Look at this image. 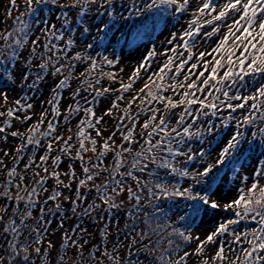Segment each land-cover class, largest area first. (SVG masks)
I'll use <instances>...</instances> for the list:
<instances>
[{
  "label": "snow or ice",
  "instance_id": "6c2138e0",
  "mask_svg": "<svg viewBox=\"0 0 264 264\" xmlns=\"http://www.w3.org/2000/svg\"><path fill=\"white\" fill-rule=\"evenodd\" d=\"M93 6L100 17L138 20L129 46L173 18L189 19L179 34H171L157 69L152 48L127 82L113 72L94 79L102 65L113 67L118 60L100 52L93 56V44L70 56L76 26H83L81 35L89 31L84 17ZM20 7L8 0L6 17ZM97 27L104 32L99 43H111L109 25ZM80 64L86 67L76 75ZM141 71L146 78L136 90ZM103 76L119 87H99ZM49 78L58 79L39 119L23 131L14 129V121L22 126L32 120L34 105L25 95L7 106L4 89L19 83L38 93ZM73 81H79L75 88ZM69 89L71 102L62 112ZM106 95L114 96L111 105L97 115L95 107ZM0 101V141L18 140L12 151L0 148V264H264V0H24L11 30H0ZM81 114L73 132L71 122ZM105 117L115 121L107 137L101 128ZM62 126L67 137L58 132ZM224 128L231 133L214 161L209 151L193 146ZM64 158L79 161L82 178L71 162L59 171ZM229 165L237 175L247 166L252 171L239 177L243 186H237L236 197L221 205L211 189L227 183V174L220 173ZM50 180L55 187L45 196ZM181 180L190 183L181 186ZM176 198L188 203L170 223L159 201ZM220 207L233 217L203 239L194 238L190 223ZM121 212L126 222L123 228L117 224L110 240L107 221ZM70 218L76 223L65 229ZM86 218L103 224L99 243L82 227ZM54 221L62 232L59 244L50 238ZM244 223L253 227H239ZM193 239L196 245L188 251L183 245Z\"/></svg>",
  "mask_w": 264,
  "mask_h": 264
},
{
  "label": "rangeland",
  "instance_id": "374dc122",
  "mask_svg": "<svg viewBox=\"0 0 264 264\" xmlns=\"http://www.w3.org/2000/svg\"><path fill=\"white\" fill-rule=\"evenodd\" d=\"M62 2H63V0H62ZM17 3L21 6L20 10L14 11L12 14V18L9 19L5 15V12L8 8V0H0V30H11L12 20L16 16L20 15V12L23 11L24 0H17ZM117 7H120V5L118 4ZM73 15H74V19H75V14H73ZM49 18L54 20L53 16H50ZM167 19H166V21H167ZM187 19H189V17L185 16L183 20H181L179 23H177L176 20L173 18L171 23H167L166 25L162 24L161 29L159 27L156 28L154 34L151 35L152 31L150 33L145 34L143 36V38L140 39L141 43L134 49L132 45L131 46L128 45L127 41L132 39L133 34L136 32V28L140 26L138 24V20L137 19H133V20L116 19V20H113V18L109 17V16L100 17L97 15V13L95 11V6H93V10L90 11L88 13V15L84 17V21H85L84 26H86L89 29V31L85 32V33H83V35H81V32L83 31V26H80V25L76 26V30L74 31L73 35H74V38L77 41V43H76V47L73 49V52L70 53V56L74 55L76 51H80L82 53L85 52V50L87 49V45L93 44L94 50L93 49L91 50V54L93 56H95L97 54V52H100V53H103L105 55H108L110 58L114 57L116 60H118V63L115 64L113 67H108L107 65H102L101 69H98L96 71L93 78L94 79L100 78L102 76V73H104V72L106 73L109 71V72L118 73V77H120V78L123 77L122 80H126V78L129 77L133 73L134 69L138 66L139 62L147 56L148 52L152 48H155V50L158 54L155 57V62L152 63V68L157 69L164 60V57L159 55V53L164 52L165 50H167L170 47V45L167 42H168L171 34L173 32L179 34V32L186 26L185 22L187 21ZM104 23H107L109 25V27L111 26V31L108 33V37L110 38L111 43H109V41L106 40L103 44H100L98 38L104 36V32L98 30L97 26L102 25ZM36 34H38V33H36ZM121 36H123V37L125 36L124 37L126 40L125 44H127L125 47H122V46L118 47L117 44L115 43L116 39L121 37ZM32 38L34 39L35 36H33ZM179 42H180L179 38L177 37V43H179ZM97 45H98V47H97ZM26 54L27 53L25 52V55ZM85 67H86V65H83V64L78 65L76 75H79V72L81 70H83ZM140 75H141L142 79L138 80L135 83L136 86L138 85V87H141V85L144 83V79L146 78L144 76L143 71H141ZM56 79H58V78H49L46 81L42 82L40 85L38 93L36 91H29L26 87H24L23 85H21L19 83H17L13 87L4 89V91L7 92V95L9 97L7 106L11 107L16 99H18L22 96H25V95H27L28 97L31 98L29 102H31L34 105L33 109L29 112V115L32 116V120L28 121L27 123H25L22 126L19 125L18 122L14 121L13 122L14 123V129L19 127L20 130L23 131L24 129H26L29 126V124H31V123H33L39 119L40 113L42 111H44L45 107L47 106L45 102L50 98L51 88L54 86ZM78 84H79V81H73L72 87L75 88ZM118 85H119V83H113V82L109 81L106 76H103L102 81H101V85L99 87H109L110 86L112 88H115ZM70 91H71V89L67 90L64 94V99L61 102V111L62 112L64 111V107L68 103L71 102V97L69 95ZM82 95H84V94L82 93ZM111 102H112V100L107 102V105H102L103 108H100V109L103 110V112H104L108 107H110ZM2 103L3 102L0 101V104H2ZM105 103H102V104H105ZM99 104L96 105L95 110H96L97 115H102L103 112L99 111V109H98ZM0 110H2V109H0ZM82 117H83V114L73 118V120L71 122V127H72L73 132L76 131V124L79 122V120ZM143 119L144 118L142 117L141 120L143 121ZM105 121L106 122L102 123V125H101V128L103 129V136L104 137L108 136L112 131L115 130V121L114 120H111V119L105 117ZM173 123H175V121H173ZM137 130L139 131V128ZM58 132H59V134H63L65 137H67V135L69 134L67 132V128L64 126H62L58 130ZM220 133L222 134V136L219 134V136L221 137V140L219 141V143H221V145L216 150L212 149V144H213L212 141L216 140L215 138L219 137V136H214V138L213 137L208 138V143H206L204 145L194 143L193 146L194 147H203L204 149L209 151L211 153V159L214 161L216 159L217 152L220 150L221 147H223V142L230 135L231 129L229 128V129L225 130V128H224V129H222V131ZM92 135L94 136L95 133L93 132ZM115 140H116L117 144H119L121 142L119 135H117V137H115ZM17 143H18V140L10 137L6 143L3 141H0V148H4L5 150L12 151ZM29 154H31V153H29ZM53 155H55V154L53 153ZM87 157H92L94 159V156L92 153H88ZM37 159H39V154L37 155ZM25 160H27V156H25ZM70 162L75 164V171L77 173V176L80 177L82 175V169L79 166V161L72 162V161H69L68 158H64V161H63L59 171H61V173L67 171V165ZM248 163L250 164L251 162L249 161ZM181 164H182V162H181ZM229 166H232V165H229ZM20 167H23V162L21 163ZM251 171H252V168L250 166H247L246 168L241 169L239 175H237L236 172L231 171L227 175V183H223V186H221L220 189L217 190L216 194L213 196V199L216 200L221 205L231 201L237 195V192H236L237 186L238 185L243 186L241 184L239 177L240 176H246V175L250 176ZM62 178H64V177H62ZM2 180H3V177L0 176V181H2ZM48 187H49V193L44 194L45 196L50 194L51 190L55 187V181L50 180ZM75 187H76V183H73V189H75ZM62 191L64 192L65 196L72 195V193L69 192V190H67V189H62ZM82 191H85V190L82 189ZM94 195H95V193L90 194L88 196L87 201H85L83 206H86L87 203H90L92 201ZM65 207H69L67 201L65 202ZM232 217H233V212L231 210L225 211L223 207L218 208V210L215 212H212L210 209H208L206 214L203 213V218H202L201 224L199 226H197V228L194 230L195 237H200L201 239H203L207 233H209L210 231L215 229L220 223H224ZM107 222L110 223L111 232H112V236L109 239L113 240L116 238V232L118 231L117 224H119L120 228H123V226L126 222V217H125L124 213L121 212L119 215H117L115 217H109ZM75 223H76V219L70 218L69 220H67L65 222V229L71 228L72 226L75 225ZM102 226H103L102 223L90 221L87 218L84 220L82 227H86L88 229L87 235L89 236V238L91 239V242L93 244L100 242V236L98 233V229ZM239 227H241L242 229H247V228L253 227V225L250 223H244ZM51 228L53 231H52V235L50 238L53 240L54 243L59 244L62 232L60 229L56 228V222L55 221L51 225ZM226 239H230V237H226ZM195 245H196V241L194 242V244L190 247V249L188 251H191L195 247ZM209 247L212 249L211 254H214V246H209ZM37 264H39V262H37ZM190 264H192L191 261H190Z\"/></svg>",
  "mask_w": 264,
  "mask_h": 264
},
{
  "label": "trees",
  "instance_id": "16d2710c",
  "mask_svg": "<svg viewBox=\"0 0 264 264\" xmlns=\"http://www.w3.org/2000/svg\"><path fill=\"white\" fill-rule=\"evenodd\" d=\"M61 2H62V0H61ZM167 19V17L165 18V20ZM160 29H161V27H162V24L161 25H159L158 26ZM158 27H156V28H158ZM110 28H111V26H110ZM156 28L154 29V30H152V33H151V35L152 34H154L155 33V30H156ZM135 34V33H134ZM134 34H133V36H134ZM150 36V35H149ZM125 37V36H124ZM133 38V37H132ZM125 42H126V40L125 39H123L122 41H121V43H119V44H117V46L118 47H125L127 44H125ZM141 43V41H140V39L137 41V43L136 44H134V45H132L133 46V48L135 49L139 44ZM94 50V49H93ZM109 72V71H108ZM105 73V72H104ZM113 73H116V72H113ZM117 75H118V73H116ZM120 78V77H119ZM123 77H121L120 79H122ZM123 81H125V82H127L128 81V77L126 78V80H123ZM143 85V84H142ZM141 85V86H142ZM117 87H119V85L117 86ZM117 87H115V88H117ZM134 88L136 89V90H138L140 87H138V85L136 86V84L134 85ZM133 95V93H127V94H125V101L127 100V99H129L131 96ZM114 98V96L113 95H106L105 97H103V98H101V101H100V104H99V107H98V109H99V111H101V112H103V110H101L100 108H103L102 107V105H107V102H109V101H111L112 99ZM106 102V103H105ZM102 103H105V104H102ZM122 106H123V104H122ZM136 109H135V106L133 107V111H135ZM142 118V117H141ZM213 120H214V122L217 124V125H219V120L218 119H216V118H213ZM141 122H142V120H141ZM226 129H229V128H225V130ZM222 130H220L219 131V133L217 134V135H215V136H219V134L222 136V134L220 133ZM105 137H107V136H105ZM214 138V137H213ZM212 138V139H213ZM216 140H213L212 142H213V144H212V149L214 150H216V149H218L219 147H220V145H221V143H219V141L221 140V137L219 136V137H216L215 138ZM215 142V143H214ZM58 147V146H57ZM54 154H56V153H54ZM109 159H110V157H109ZM237 167H239V164H237L236 165ZM223 167V166H222ZM232 166H228V167H223V171L220 173V175L221 176H224L225 175V173L228 175L232 170ZM162 175H163V173H161ZM83 175V174H82ZM82 175L80 176L81 178H82ZM169 179H172L171 177H169ZM97 182H99V180L97 181ZM173 182H175V181H173ZM180 182V184H181V186H184V185H186V184H189L190 183V181H188V180H181V181H179ZM221 186H223V183H218V184H216V185H214L213 186V188L211 189V191L212 192H214V195L216 194V192H217V190H219L220 189V187ZM213 195V196H214ZM188 202H186V201H184V200H182V199H180V198H176L175 200H172V199H168V200H161V201H159V206H160V208L163 210V211H165V212H167L168 213V220H169V222L170 223H175L176 222V217H177V215H179L181 212H183L184 210H185V205L187 204ZM173 205H175V207H173ZM210 209V208H209ZM212 212H215V211H217L218 209H210ZM202 218H203V213H201L196 219H195V222L194 223H190V227H189V225H185L186 227H189V231L191 232V235L195 238V233H194V230L197 228V226H199L200 224H201V222H202ZM153 239H156V237H153ZM194 242H195V239H193V241L191 242V246L194 244ZM166 243V242H165ZM191 246H189L188 244H184L183 245V247L184 248H186L187 250H189L190 249V247Z\"/></svg>",
  "mask_w": 264,
  "mask_h": 264
},
{
  "label": "water",
  "instance_id": "95a60500",
  "mask_svg": "<svg viewBox=\"0 0 264 264\" xmlns=\"http://www.w3.org/2000/svg\"><path fill=\"white\" fill-rule=\"evenodd\" d=\"M90 221H93V220H90Z\"/></svg>",
  "mask_w": 264,
  "mask_h": 264
}]
</instances>
